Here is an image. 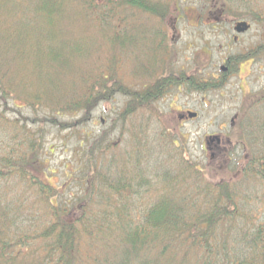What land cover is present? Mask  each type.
Here are the masks:
<instances>
[{
  "label": "trees",
  "instance_id": "trees-1",
  "mask_svg": "<svg viewBox=\"0 0 264 264\" xmlns=\"http://www.w3.org/2000/svg\"><path fill=\"white\" fill-rule=\"evenodd\" d=\"M234 1L210 0L208 13L227 24H264L261 14L249 16L253 0H237L235 6ZM238 3L243 10H234ZM125 8L162 26L180 11L175 0H0V13L14 16L12 30L0 27V264H264V89L242 103L236 114L232 137L245 154L235 173L230 171L232 157L224 152L210 160L213 174L211 169L197 170L184 147L163 130L153 141L154 158L140 146L117 157L104 140L107 134L93 141L82 155V171L74 172L77 194L70 193L72 173L57 183L40 158L42 133L31 125L78 114L72 123L54 125L73 131L88 123L100 104L121 95L128 100L114 122L124 130L125 121L137 114L147 115L145 122L158 121L154 105L183 83L191 93L223 85L204 82L202 72L170 68L175 59L168 65L173 52L160 29L128 21L123 32L127 19L120 11ZM104 41L107 53L111 50L107 62L97 56L104 51ZM152 43L157 67L144 69L140 76L148 79L141 89L124 86L117 75V55ZM256 51L264 54V46ZM248 55L233 60L241 64ZM26 69L32 70L38 85L22 96L18 86ZM25 107L31 120L18 112ZM35 110L42 113L41 120ZM7 112L17 116L8 119ZM254 114L260 116L256 124ZM129 134V139L141 137ZM250 143L258 151L251 150ZM168 144L180 162L173 157L157 160L159 149L168 152ZM150 159L155 164L146 166L151 170L146 179L126 170L131 162L137 167ZM193 184V193L199 191L202 198L197 208L185 195ZM151 189L157 192L154 204L143 209L131 204ZM251 189L257 190L252 194ZM194 209L198 212L188 218Z\"/></svg>",
  "mask_w": 264,
  "mask_h": 264
},
{
  "label": "rangeland",
  "instance_id": "rangeland-1",
  "mask_svg": "<svg viewBox=\"0 0 264 264\" xmlns=\"http://www.w3.org/2000/svg\"><path fill=\"white\" fill-rule=\"evenodd\" d=\"M173 1V0H167ZM178 4L180 11L178 13L173 12L168 16L167 24L162 26L158 20H155L146 15H142L140 12L124 9L121 12L123 19L127 21L122 24V31L128 30V21L134 23L132 26L147 25V27L154 30L160 29L164 33L169 45V57L168 65L171 59H175V62L170 67L175 71H186L191 72L195 69L205 70L206 73H217V67L221 66L222 60L228 56L237 57L239 55H245L252 51V56H259L252 63H247L243 68L234 72H229V80L221 86L219 90H210L206 93H191L187 90H172L159 102L154 105L153 110L157 113L158 121L149 120L145 122L147 115L144 113L131 116L125 121L124 130L122 125L116 121V117L119 112L123 109L127 98L121 95H117L109 103L100 104L92 114V119L82 124L76 130L71 131L68 129L61 130L59 127L54 126L55 122L61 123H72L79 119L80 115L66 114L58 117L55 122H46L44 126L31 125L32 129L42 133L41 140V159L45 160L46 168L52 170L55 176L53 179L56 181H63L64 175L72 173L73 181L70 185V193L77 194V187L74 182L78 173L76 171H82L83 166L81 165L82 155L87 152L93 141L100 138L105 134V142L110 145L111 148L118 152L117 157L124 155V153L131 152V150L140 146L141 150L153 153L156 156V135L160 131H164L167 134L170 133V138L181 149L184 147L187 159L190 163H193L197 170H210L213 174V167L209 164L210 158L209 153H203V143L207 139L221 138L224 141V149L226 156L232 157V163L230 171L235 173L238 167L244 163V148L233 139L232 134H236L234 128L235 124L231 123L234 116L238 113V110L242 103L247 104L250 97L264 89V55L259 54L256 51L260 46H264V24L254 23L247 21L250 25V29L245 34H238L234 32V23H224L223 21L218 22L212 19L209 15L211 2L207 0H175ZM235 0L232 4H237ZM230 7H233L230 5ZM241 7V8H240ZM243 5L238 3L236 11L243 10ZM251 15L261 14L264 20V0H253ZM20 14V13H19ZM12 17H9V13H0V27L7 25L6 27L10 30L13 22ZM131 20H130V19ZM264 22V21H262ZM127 26V27H126ZM10 27V28H9ZM148 28V29H149ZM236 36L238 39L234 42L233 37ZM107 42L104 41V51H100L97 56L103 57L105 62L110 58L111 50L105 48ZM172 45V46H171ZM154 43L139 44L136 48L126 49L117 55V61H119V67L117 69V75L122 80L124 86L139 90L143 87L142 83L147 81V77L140 76L144 73V69L156 68L154 66ZM106 53L108 56H105ZM250 54V53H249ZM259 54V55H258ZM157 56V55H156ZM253 58V57H252ZM168 57L166 58V60ZM167 65V66H168ZM108 72L105 71V74ZM33 73L31 69H26L21 74L22 80H20V86H18V93L23 96L24 93H30L33 88L31 86L38 85L35 79H32ZM35 92V91H34ZM8 104L11 106V102ZM245 104V103H244ZM30 108H24L21 111L22 117H27L29 120L32 119V113ZM3 111L2 102L0 98V113ZM188 112L194 113L197 117L193 120H188L185 124H181L177 121L178 114H187ZM16 113V112H15ZM34 113L40 115L42 119V113L35 110ZM7 118L11 119L17 115L7 112ZM255 114L252 118V123L256 124L260 122L258 118H255ZM251 121L250 119H247ZM153 124V125H152ZM30 128V127H29ZM129 133L139 134L143 139L133 138L129 139ZM137 135V136H139ZM146 139V142L144 141ZM142 140V141H141ZM148 140V141H147ZM228 140V144L226 141ZM141 141V143H140ZM148 142V143H147ZM168 152L159 149L157 153L160 162L166 161L168 158L173 157L174 162H180L178 156H174L177 150L171 144L167 146ZM250 149L255 152L259 148H252L250 143ZM179 151V150H178ZM158 161V162H159ZM243 161V162H242ZM155 164V159L142 162L140 166H134L131 162L130 165H126V170L131 174V170L137 171L141 176L147 178V174L151 170H145L146 166ZM209 165V166H208ZM67 168V169H66ZM174 169V167H171ZM66 169V170H65ZM153 170V169H152ZM231 173V174H232ZM131 177V175H129ZM66 179V178H65ZM67 180V179H66ZM58 183V181H56ZM254 184H252L253 187ZM196 184H193L192 190H187L186 199L190 205L195 204V207L202 205L199 195V191H194ZM151 191L141 197L133 199L131 204L137 205L140 209L146 206L152 205L157 201V192ZM257 190V189H256ZM251 189L250 193H254ZM151 194V195H150ZM194 207V208H195ZM197 213L198 210L194 209L188 213V218ZM186 234L183 235L185 237ZM214 246V245H211ZM171 259V256H167ZM165 259V258H164ZM170 259H168L170 261ZM172 260V259H171ZM168 261V262H169ZM192 263V262H190ZM195 263V261L193 262ZM212 263V262H211Z\"/></svg>",
  "mask_w": 264,
  "mask_h": 264
},
{
  "label": "flooded vegetation",
  "instance_id": "flooded-vegetation-1",
  "mask_svg": "<svg viewBox=\"0 0 264 264\" xmlns=\"http://www.w3.org/2000/svg\"><path fill=\"white\" fill-rule=\"evenodd\" d=\"M210 16H212V19L214 20V15H212L211 13H209ZM250 29V28H249ZM249 29L246 31L248 32ZM244 32V34L246 33ZM241 35V34H240ZM237 37L234 36L233 37V40L234 42L237 41ZM252 52V51H249V53ZM247 53V54H249ZM246 55V54H245ZM245 55H239V56H245ZM259 55V54H258ZM264 55V54H263ZM237 56V57H239ZM249 57L247 58V60H245L243 63L241 64H236L235 61L233 60L234 57L232 56H228L226 57L224 60H222L221 62V66L220 67H217V70L218 72L217 73H206L205 70H199L198 69H195L192 71V73L194 71H196L197 74H199L200 72H202V74L204 75V82L207 81V80H211L212 83H214V85L216 86L217 84H220L221 82H223V84L226 83V80L228 79L229 80V72H234V69L237 68V71L240 70L241 68H243L247 63H252L255 61L254 57H256V59L259 57V56H252V54H249L248 55ZM235 57V58H237ZM253 57V58H252ZM227 76L225 79L224 77ZM188 80V79H185V81ZM227 80V81H228ZM146 86H144L145 88ZM187 90L186 88V85L183 83L181 86L177 87V91L178 90ZM236 119V115L234 116V119L233 121H231V123L233 124L234 121ZM177 121L180 122L181 124H185L186 122H188V120L186 119V115L185 114H178L177 115ZM228 142V140L226 141V143ZM228 144V143H227ZM202 151L203 153H209V158L213 161L214 159H217L219 158V156L224 152L225 153V149H224V141L217 137V138H210V139H207L204 143H203V147H202ZM218 160V159H217ZM228 161V160H227ZM230 162V160L228 161V163Z\"/></svg>",
  "mask_w": 264,
  "mask_h": 264
},
{
  "label": "water",
  "instance_id": "water-1",
  "mask_svg": "<svg viewBox=\"0 0 264 264\" xmlns=\"http://www.w3.org/2000/svg\"><path fill=\"white\" fill-rule=\"evenodd\" d=\"M249 28H250V26L247 23H245V22H239V23H236L235 24L234 32L236 34H243ZM195 118H196V114L187 113V117H186L187 120H192V119H195Z\"/></svg>",
  "mask_w": 264,
  "mask_h": 264
}]
</instances>
